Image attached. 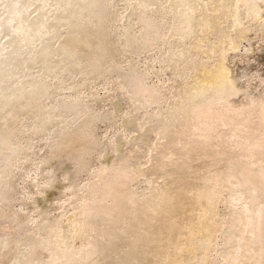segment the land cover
<instances>
[{"label": "bare ground", "instance_id": "obj_1", "mask_svg": "<svg viewBox=\"0 0 264 264\" xmlns=\"http://www.w3.org/2000/svg\"><path fill=\"white\" fill-rule=\"evenodd\" d=\"M263 25L264 0H0V264H264V94L226 64Z\"/></svg>", "mask_w": 264, "mask_h": 264}, {"label": "rangeland", "instance_id": "obj_2", "mask_svg": "<svg viewBox=\"0 0 264 264\" xmlns=\"http://www.w3.org/2000/svg\"><path fill=\"white\" fill-rule=\"evenodd\" d=\"M116 11H117V13L119 14V15H123V13H124V9H123V7L122 6H117L116 7ZM121 11V12H120ZM263 28H264V25H263ZM263 28H261V29H259V31H258V29H256V28H254L253 30L251 29V31L250 32H248L247 33V36L249 35V37H247L244 41L242 40V41H240V43L238 44V48H237V51H235L234 53H231V55L229 54L228 55V57H227V60H226V64L228 65V66H231V67H233L236 63H240V64H242V65H244L243 67H244V72H248V73H244L245 75L247 74V76H245L244 75V77L243 78H246V79H241V84L243 85V83H244V86L246 85L247 87L248 86H250V87H248L249 89L248 90H250V91H252V92H254V93H256V91H258V90H260V91H258V92H261V90H263V94H264V82H263V80H264V29ZM255 30L257 31L256 33H255ZM263 32H262V31ZM252 31H254V32H252ZM259 32H262V33H259ZM251 34V35H250ZM257 34V35H256ZM248 39V40H247ZM248 49H252L253 51H254V53H251V52H253V51H250V53L251 54H249V55H244V53H245V51L246 50H248ZM143 54H145V53H142V55L141 54H139L138 56H137V60H139V64H143L144 62H145V57H146V55H143ZM145 56V57H144ZM253 57V58H252ZM139 58V59H138ZM237 58V59H236ZM252 58V59H251ZM239 60V61H238ZM235 62V63H234ZM154 67V68H151L152 70H155L156 69V67H157V65H155V64H152L151 65V67ZM246 66V67H245ZM248 67V68H247ZM247 68V70H245ZM258 76V77H257ZM151 77V78H150ZM248 77V78H247ZM255 77H257V78H255ZM254 79V80H253ZM256 79L257 80H259V79H261V85H259V81H256ZM263 79V80H262ZM148 80V81H147ZM147 80H146V83L147 84H153V85H155V84H159V83H161L160 81H162V82H164L165 81V77H153L152 75H149L148 76V78H147ZM243 80H245L244 82H243ZM102 81V80H101ZM154 82V83H153ZM259 82V83H258ZM103 83V82H102ZM102 83L100 82V81H96V82H94V93L93 94H96V95H93V96H95V98H98V97H103V94H104V90H103V88H102V86L103 87H105L106 85V88L107 89H110V87H111V85L109 84L108 85V83L109 82H107L105 85H102ZM258 83V84H257ZM151 84V85H152ZM256 85L258 86V88H256L255 89V87H256ZM101 86V87H100ZM245 86V88L247 89V87ZM259 86L260 87H262V89L261 88H259ZM252 87H254V88H252ZM253 89H254V91H253ZM68 91V90H67ZM67 91H62L61 92V94L62 93H64V92H66L67 94L69 93V92H67ZM107 91V90H106ZM262 93V92H261ZM237 101V100H236ZM235 103H237V102H235ZM103 105V104H102ZM101 104H99V106H102ZM128 104H127V102H125V101H122L121 102V104H120V115H123V116H125V114L127 115L128 114V110H129V108H128V106H127ZM239 104L237 103V105H235V107H237ZM106 108V110H108V108L107 107H105ZM120 122H121V117H118L117 119H115L114 120V123H113V125H107V124H98V125H96V127H93V136H94V138L96 139V140H99V141H101V140H109L110 138H112L117 132H118V130H119V128H120ZM94 125V126H95ZM29 130H30V128H29ZM84 138H86V136L84 137ZM41 139H43V138H41ZM45 139H46V137H45ZM87 139V138H86ZM35 141H37V139H35ZM41 143H37V145H40ZM37 145H35V147H37ZM96 160V161H95ZM32 161H28V162H26L25 163V165L26 164H28V165H24V169L25 170H27V173H26V176H27V178H29V179H37V181H39V183L42 181V179L40 178V176H37V173H33V171L31 170V163ZM95 162V163H94ZM98 162H99V160H97V158L96 157H91V158H89L88 160H87V162H86V170H88V171H85V172H82V173H79L77 176H76V180H78V181H76V183L77 184H83V182H85L86 181V179H87V173L89 172V171H91V169L92 168H94V166H95V168L98 166ZM30 164V165H29ZM96 164V165H95ZM28 166V167H27ZM22 167V166H21ZM19 168L18 170L20 171L19 172V174L20 175H25V170L24 169H22V168ZM26 167V168H25ZM30 167V168H29ZM94 168V169H95ZM47 169V166H45V167H43L42 169H41V172L43 173L45 170ZM29 170V171H28ZM93 170V169H92ZM24 171V172H23ZM84 173V174H83ZM46 174V173H45ZM22 175V176H23ZM207 174L206 173H201L200 174V176H206ZM25 176V177H26ZM39 177V178H38ZM58 177V176H57ZM77 177H78V179H77ZM20 177H16L14 180H13V197H12V199L9 201V203H8V208H4L3 210V215H10V214H12V213H14V218L16 219V220H21L22 219V215H24V213H26L25 215H27V214H29V212L31 211V207H32V205H21V203H19V201H21V199H23V197H25V198H27V195H25V193H22L21 194V192H20V188H21V186H22V178L21 179H19ZM59 179H60V176H59ZM139 179V178H138ZM137 179V180H138ZM68 193L69 192H67V190L66 191H63V193L62 194H60V195H53L51 198H49V202H51L50 204L52 205H56L55 207L56 208H54V206H51L50 207V209H49V213H51L52 215H50L51 217H53V218H57L58 217V208H57V204L59 205L61 202H63V200H64V198L66 199V198H68ZM22 195V196H21ZM18 199H19V201H18ZM11 202V203H10ZM60 202V203H59ZM51 208H53V209H51ZM217 212H222L223 211V208H222V206L221 205H218L217 207ZM34 209V208H33ZM56 209V210H55ZM6 210V211H5ZM52 211V212H51ZM21 212H23L22 214H21ZM4 213H6V214H4ZM60 213V212H59ZM21 214V215H20ZM19 215H20V217H19ZM55 216H57V217H55ZM17 217V218H16ZM19 218V219H18ZM1 219V218H0ZM6 222H4L3 220H0V233L2 232V230H3V228L2 227H4V226H7L8 227V225L7 224H5ZM4 225V226H3ZM23 227V228H22ZM9 228V227H8ZM21 228H22V230H23V232H25V233H27L28 235H30V231L28 230V228L26 229L25 227H24V225L22 224L21 225ZM39 245V244H38ZM41 245H42V242H41ZM41 245H39V247L42 249V247H41ZM74 246H75V244H74ZM35 250H36V252H38V255H40V256H38L37 255V253L35 252ZM35 250H33L34 251V258H36L37 256L38 257H41L42 256V252H41V250L39 249V248H36ZM38 250V251H37ZM41 252V253H40ZM32 254V255H33ZM37 257V258H38ZM101 264H103V263H101Z\"/></svg>", "mask_w": 264, "mask_h": 264}]
</instances>
